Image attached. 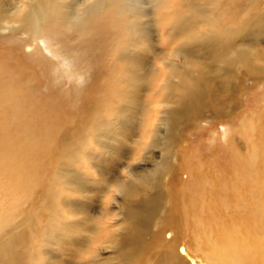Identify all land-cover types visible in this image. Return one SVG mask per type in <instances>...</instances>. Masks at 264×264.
I'll return each instance as SVG.
<instances>
[{
    "label": "rangeland",
    "instance_id": "obj_1",
    "mask_svg": "<svg viewBox=\"0 0 264 264\" xmlns=\"http://www.w3.org/2000/svg\"><path fill=\"white\" fill-rule=\"evenodd\" d=\"M138 1L135 8L122 0L106 5L112 17L107 38L95 56L100 72L95 84L97 92L86 97L90 82L83 89L74 84V77L85 73L82 69L86 64L84 59L73 58L86 43L77 45L76 35L68 34L83 0H0V33L8 36L1 37L0 50L10 54L14 49L11 63L17 70L15 73L28 78L18 90L23 98L21 106L24 112L38 114L47 123H60L63 128L58 129L61 131L57 147H49L47 154L39 158L38 170L20 169L17 165L0 168V264H78L74 253L81 246L86 248H82L85 254L79 264H89L93 259L105 260L106 264H150V260L155 264L156 253L163 255L161 264H173L172 255L178 254V247L173 248L170 243L168 248L161 242L141 263H125L112 243L113 236H125L130 228L117 186L122 182L133 183L134 173L148 176L167 166V150L151 146L160 126L158 118L165 117L166 106L170 110L174 107L173 101L160 99L168 80L167 70H160L165 62L161 55L180 45L178 52L193 37L204 38L209 30L208 20L199 21L197 33L181 44L178 41L187 36L169 29L170 19L186 18L184 2L194 1L211 4L209 17L218 16L219 25L231 23L235 28L237 23L236 28L242 29L261 13L264 4L257 7L254 0ZM53 11L62 17L57 29L49 17ZM88 25L90 29L97 28L94 21ZM10 30L14 31V37L9 35ZM53 35V43L64 41L48 47L46 43ZM173 35L179 36L178 41L169 44L166 38ZM139 37L144 40L145 50H135L136 55L131 56L136 59L131 64L141 74H147L142 79L133 75L135 80L131 82L139 90L126 91L120 82L125 74L123 62L132 51L130 43ZM66 42L69 45L62 44ZM252 44L256 48L252 67L263 72L264 35L254 38ZM33 48L39 54L30 57ZM177 61L178 58L174 63ZM5 94L6 90L0 94V106ZM92 95L99 97L98 102ZM85 99L94 101L93 106L100 114L95 111L84 114ZM13 107L10 106V111ZM160 108L159 117L156 110ZM43 110H47L44 113L49 118L40 112ZM150 126H154L151 131ZM160 133L163 137L168 135L166 123L160 126ZM177 135L180 142L173 149L177 156L174 187L178 179L179 187L180 183H188L190 174L197 169L205 175L206 187L212 189L205 194L209 198L201 192L197 202L199 206L205 201L208 205L207 213H198L207 218L206 223L194 227L184 221L178 237L188 249V262L264 264V78L245 81L236 103L224 115L205 110L198 118L184 121ZM69 142H72L70 150ZM16 158L20 162L27 157L21 153ZM149 191L141 189L139 198ZM217 200L224 202L219 205ZM166 212L155 220L154 233L161 241L170 242L174 233L165 226ZM161 227L166 229L164 236L159 233ZM223 228L226 231L222 237L234 238L236 241L230 242V247L236 249L225 251L217 260L213 246ZM68 246L75 250L72 255Z\"/></svg>",
    "mask_w": 264,
    "mask_h": 264
},
{
    "label": "bare ground",
    "instance_id": "obj_2",
    "mask_svg": "<svg viewBox=\"0 0 264 264\" xmlns=\"http://www.w3.org/2000/svg\"><path fill=\"white\" fill-rule=\"evenodd\" d=\"M110 1L114 0H92L90 9H87L85 22L79 25L72 24L68 27V34L76 35L77 45L86 43L85 48L81 49V51H78V53L73 56L76 60L77 58L84 59L86 66L82 71L91 73L89 91L86 97L92 92H97L95 84L99 79L100 72H98L99 69L96 66L95 56L99 52L98 47L103 44V40L105 37L107 38V32L109 31L107 27H109L108 22L112 16L109 12L110 10L106 8V5ZM122 1L130 8H135L139 3L138 0ZM254 1L257 7H260L262 3L264 4V0L261 3H257L259 2L258 0ZM62 7L65 8V5ZM211 7V4H199L194 1H185L182 9L186 18L177 17L174 21L170 19L169 29H172L181 36L185 35L187 38L178 41L177 38H179V36H168L166 41L169 42V44L177 41L182 44V42L185 43L191 39L198 31L196 30V26H199V21L206 23L208 20L209 30L204 38H198L197 36L193 37L184 47L180 48L178 52L177 48L180 45L176 48L169 49V51L167 50L168 52H165L164 56L161 53V57L165 58V62L160 66V70L162 72L164 68L167 70L168 80L167 87L160 93V99L164 101H173L174 107L170 110V106H166L167 110L165 117H160L163 105L160 109L156 110L159 112L160 117L157 120V125L161 126L166 123L169 127V133L163 137L160 133L159 126V129L153 135V137H156V141L153 142L151 146L154 149L164 147L167 150L169 153L167 156V166L163 171L155 169L148 176H139L137 173H134L132 174V179L135 178L133 183L122 182L116 188V191L122 196L121 206L123 215L130 228L125 236H113L112 243L115 244V247H118L121 257L123 256L122 260L125 263H141L143 259L148 256L150 252L157 249L158 245L162 242L164 246L168 248V243H170L173 248L178 247V254L172 255L173 264H196L194 261L191 263L188 262V249L186 246L185 248L181 245L182 243H180L178 237L181 235V228L184 221L188 224H192L194 227L197 225L199 227L206 223L207 218H201V215L198 213L204 214L208 205H205L206 201L200 206L197 202L199 201L198 198L201 197V192L204 195L209 194L212 189L210 190L206 187L207 180L204 179L206 177L202 175L201 172L199 173L197 169L195 172L194 169H192L194 173L190 174L188 183H180L179 187L178 179L176 181V188L174 187L175 173L177 172V156L173 153V149L176 145L175 143L180 142V138H178L179 141L176 138L178 136L179 127L188 119L198 118L205 110H209L215 115H224L231 105L236 103L237 95L243 89L245 81H258L264 78V70L261 72L252 67L256 51L252 42L254 38L256 39L258 36L264 35V6L261 8V13L247 22L246 26L242 29L236 28L238 26L237 23L235 24V28L233 27L234 25H230L231 23L226 25L220 22L221 25H219L216 21L218 16H215V18L209 17L211 15L209 14L211 12ZM49 17L55 24L54 28L57 29L56 24L62 17L57 16L54 11ZM90 21H94L97 24V28L90 29L88 25ZM213 27H218L220 30L216 31ZM37 29H40L38 25ZM13 32L14 31L10 30L9 33L12 37L15 35ZM186 32H189V34ZM45 33H47V31L44 29L43 34ZM2 36L8 38L7 35L5 36L0 33V40ZM54 40L55 35L50 38L49 44L46 43L47 46H55L54 44L64 41V39H60L53 43ZM143 41L142 37H139L136 42L132 41L130 43L132 51L128 53L126 60L123 62L125 74H123L120 82L124 85L126 91L137 92L139 90V88L134 89V85L131 82L135 80L133 75H136L138 79H142L143 76L147 74V72L141 74L140 69L131 64V61L136 59V57L131 56L132 54L136 55L135 50H145ZM17 43H19V40H17ZM62 44L69 45L68 42ZM1 48L0 46V49ZM13 50L10 54H8L7 50H0V94L6 90L4 104L0 106V168H2L3 165H17L20 169H31L32 171H36L41 165L39 158L43 154H47V149L49 147H57L59 141L58 132L63 130V128L60 123H47L40 118L38 114L28 113L27 111L24 112V107L22 108L21 106L23 98L21 99L18 90L22 87L21 85L27 82L28 78L19 76L18 72L15 73L17 70H15L13 67L14 65L11 63L13 60L12 55L14 56ZM30 52L32 53L30 57L39 54V51L34 48ZM156 54L160 55V53ZM176 58H178L179 61L174 63ZM40 59H42V57ZM142 65H144L143 62ZM128 81H130V84ZM176 94H178V96H176ZM98 98H96V101ZM93 102L88 100L84 102V114L92 111L100 114L95 110L96 108L93 106ZM10 106H14L11 111ZM101 110L103 112L102 108ZM33 111L35 110L33 109ZM45 111L47 110L40 112L44 113ZM45 115L44 113L43 116ZM48 115L46 116L48 117ZM43 116L41 115V117ZM154 126H150V131ZM59 128L61 130H58ZM76 132L78 133V131H75V133ZM149 135L151 136V134ZM162 141H164V143H162ZM69 145H71L68 147L70 150L72 148V142H69ZM21 153L27 158L20 159L19 162L16 157ZM141 189L150 191L139 198V191ZM175 190H177V193H174ZM205 196L208 197L209 195ZM212 202L214 204L216 203L214 200ZM217 202L221 205L224 201L217 200ZM196 206L197 208L195 209ZM165 210L167 211L164 218L165 226L169 227L174 233V237L169 240L170 242L165 240L161 241V238L154 233L156 225L155 220L158 219L159 216H162ZM211 221L209 220V222ZM225 231L224 228L220 229L219 236H215L217 238H215L216 241L213 246V255L217 260L220 254L225 255V251L232 252L236 249V247H230V242L236 241L234 238V240H231V236H229L228 238L226 237L225 240V236L222 237V233ZM165 232V227L159 229L161 236H164ZM216 234H218L217 231ZM80 244L81 243L77 240V245ZM83 247L85 250L86 247L81 246L78 248L77 253H74L78 264L80 258L85 254V251L82 249ZM74 251L75 250H72L71 247L68 246V252H70L71 255ZM154 256L161 257L157 258ZM169 256L171 258L170 249ZM153 258L156 259L155 264H161L163 255L161 253H156L153 255ZM190 259L191 258H189V260ZM150 262L152 263L151 260ZM89 264H106V261L93 259L89 260Z\"/></svg>",
    "mask_w": 264,
    "mask_h": 264
},
{
    "label": "clouds",
    "instance_id": "obj_3",
    "mask_svg": "<svg viewBox=\"0 0 264 264\" xmlns=\"http://www.w3.org/2000/svg\"><path fill=\"white\" fill-rule=\"evenodd\" d=\"M92 0H83L78 6L76 14L72 19L73 25H79L85 22L87 16V9L91 5ZM91 73H80L74 77V84L77 88L83 89L90 82Z\"/></svg>",
    "mask_w": 264,
    "mask_h": 264
}]
</instances>
